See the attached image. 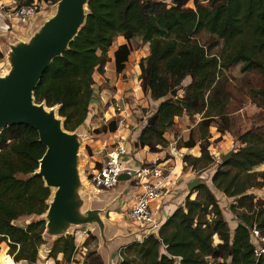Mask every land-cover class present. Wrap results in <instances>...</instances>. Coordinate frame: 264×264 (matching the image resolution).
<instances>
[{
    "label": "trees",
    "instance_id": "obj_1",
    "mask_svg": "<svg viewBox=\"0 0 264 264\" xmlns=\"http://www.w3.org/2000/svg\"><path fill=\"white\" fill-rule=\"evenodd\" d=\"M32 1L15 0L17 6ZM189 1L194 8L186 6ZM87 5L84 24L68 48L53 58L34 88L36 102H45L48 108L58 106L67 131H74L86 120L93 73L96 68L102 71L108 61L107 50L118 35L128 41L140 38L149 46V54L139 62L140 85L159 102L134 145L147 147L150 152L167 145L164 133L182 114H201L200 141L208 137L212 123L223 134L227 115L225 102H219L223 90L219 75L238 62L242 63L241 71L264 70V0H88ZM203 29L222 40L218 54L209 53L197 40ZM130 52L129 44L118 46L114 52L118 73ZM187 77L190 80L183 95L177 96ZM172 90L175 96L170 95ZM258 92L253 90L252 95ZM117 127L118 120L113 119L96 132H115ZM237 138L240 146L225 163L217 164L211 176L214 188L236 202L230 206L238 219L234 231L230 232L213 191L201 183L156 233L121 247L117 264H209V258L214 264H264L254 257L249 236L251 225H257L264 234V199L254 202V195L247 193L250 188L264 186V170L252 171L264 163V134L247 130ZM195 145L191 134L182 143L188 148ZM199 148V157L183 156V162L193 170L205 168L214 160L206 144L200 142ZM45 150L37 131L27 124H14L0 132V243H6L7 260L12 258L15 263L36 262L44 243V219L24 225L15 221L39 216L48 208L51 189L34 174ZM194 192L196 197L191 198ZM239 208L242 212H237ZM60 252L65 262H71L76 252L73 235L56 238L48 256ZM95 260L102 264L99 255Z\"/></svg>",
    "mask_w": 264,
    "mask_h": 264
},
{
    "label": "rangeland",
    "instance_id": "obj_2",
    "mask_svg": "<svg viewBox=\"0 0 264 264\" xmlns=\"http://www.w3.org/2000/svg\"><path fill=\"white\" fill-rule=\"evenodd\" d=\"M57 2H40L41 8L35 18L28 24H19L15 20L11 19V17H7L5 15V13L9 12V6L11 5L7 6L3 4L6 3V1H0V76L3 79V74L10 71L13 67L12 65L14 63V53L23 49L26 50L28 49L27 45L36 43V38L43 25L56 10ZM186 6L194 8V3L189 1ZM196 38L201 44L206 47L209 53L218 54L222 46L221 39L217 38L215 35H212L204 29L196 35ZM134 45L136 46V48H138L139 46L142 48L141 44L134 43ZM134 58H136V56L131 55V63L134 62ZM241 64V62L235 63L230 68L223 70L219 75V82L221 84V87L223 88L219 98V102H225L226 104L225 113L227 115V122L223 121V123L227 126V131L221 134L217 131L215 123H212L207 130L208 137L200 141L198 122L201 120V114L198 113L191 116L182 114L178 117H175L172 127L164 133V137L167 140V145L162 148L160 146H157L158 149L165 150L166 157H169V155H174L176 153V149L184 147L182 146V143L184 142L185 138H189L190 134L196 140V143L199 141L198 143L202 142V144H206L207 150H209L214 159L213 163L208 164L205 168L197 167L194 170L191 168L192 174H190L188 178L190 180H193L201 177L203 179V183L208 185L210 189L212 188L214 190V195L217 190L211 183V176L217 164L221 163V156L226 154L230 150H236L240 146V141L237 137L241 133L247 130H251L264 134V70L258 71L256 69H249L247 71H241ZM136 68L137 67H135V69ZM188 81L189 77L184 79L181 86L182 88H179V90L177 91V96L183 95L184 88L187 86ZM253 90H257L259 92L252 95ZM156 106V103L150 104L148 108L146 107V111H151L150 114H152ZM144 111L145 110H143V112ZM217 119L218 118H216L215 121H218ZM141 120L142 118L136 119L137 124H140ZM109 121H106L104 123L102 122V120H94L91 124L86 122L85 124L80 125L74 131H71V133L76 137L79 151L77 156H74V160L71 163L72 176H74L73 179L75 181V184L73 185L72 194L67 201V205L73 215L80 218H86L88 216H91L92 218L89 223H84L83 230L87 231V233L85 231L86 249L84 250V253H81V251H78L77 249L72 256L71 261L73 262H77L75 260V256L79 257V264H97V260L95 259L96 257H98V254L96 252L98 239L99 237H103L104 234H108L107 228H105L104 225L107 219L110 218L109 212L116 207V199L120 197L119 190H122L124 192L125 186L128 184L127 182H121L113 189L114 192L111 193L113 190L99 192L95 190L88 182V174L93 171V168L98 163L97 161H99L107 152V150H109V148L113 146L112 141L117 137H114V135H109L107 131L96 132V129L106 126ZM118 126L121 129V133H119L118 136L127 137L128 135H130L129 130L131 128H133L131 129V132L134 131V127H131L130 125H126L125 123L119 121ZM126 134L128 135L124 136ZM169 142H171L172 145ZM126 147L127 150H129V146L126 145ZM147 149L150 152L149 148ZM169 152H171V154H169ZM132 154L133 153L131 152L129 155H125V160H130L129 157H131ZM178 164L180 165L179 161ZM187 167L189 166H184V169L187 170ZM263 170L264 163L252 168V171ZM75 172L78 173L79 178L82 176V181H78L75 179ZM19 176L26 177L22 175ZM131 185L132 184L130 183V186ZM131 188L132 187H129V189ZM247 193L254 195V202L258 199H264V186L260 188H250L247 190ZM195 197L196 195L194 196V198ZM121 198L123 197L121 196ZM216 199L222 210L223 217L226 218V221L234 225L235 222L238 221V219L235 217V214L232 212L230 206L232 203H236L235 200L233 198H228L225 196L216 197ZM237 212H242V209H237ZM47 218L48 215L44 212L39 216L31 215L20 217L15 221V223L18 225H23L31 220L44 219L46 225ZM61 225L65 227L64 230L60 232L62 235H67L66 232H69L68 234L73 235L74 227L81 226L83 224H75L73 222L62 219ZM116 227L117 225H114L113 229L115 230ZM43 236L51 238L52 235H49L44 231ZM213 241L214 243L218 242L215 237ZM3 243L4 242L0 243V249H2L1 245H3ZM8 249L9 247L6 248L7 253ZM80 257L82 258L80 259ZM117 260L120 261L121 257H119V259L116 258L114 262H116ZM209 263L214 264L213 259L209 258ZM58 264H64V262H58Z\"/></svg>",
    "mask_w": 264,
    "mask_h": 264
},
{
    "label": "crops",
    "instance_id": "obj_3",
    "mask_svg": "<svg viewBox=\"0 0 264 264\" xmlns=\"http://www.w3.org/2000/svg\"><path fill=\"white\" fill-rule=\"evenodd\" d=\"M0 1L1 2L6 1V3L3 4L7 6L16 5L15 0H0ZM59 7H60V0L57 2L56 10L54 11V13L51 15L50 18L56 15L55 12L58 11ZM134 43L141 44L142 48L140 46L136 48ZM122 44H129L131 47V52L128 56L127 61L125 62L124 69L118 73L116 71V66H115L114 52L116 51L118 46ZM148 54H149L148 43L143 42L140 38H134L130 41L126 40L122 35H118L114 38L111 46L107 50L108 61L105 64L107 67L106 70L101 71L99 68H96L93 73V81H94L92 86L93 93L88 108V114L83 124H85L86 122L91 124L92 121L94 120H98V121L102 120V122L105 123L106 121L108 122L109 120L117 119L119 122L134 127V131L131 132V129H133L131 128L129 130V133H133L134 138L137 139V136L140 132L137 126L142 124L143 118H147L151 113V111L149 112L146 111V107L148 108L150 104H154V103L158 104L159 102L152 100L149 94H146L142 91L140 85V79H138L141 72L139 67V62L142 58L146 57ZM131 55L136 56V58H134L135 60L133 59L134 62L132 63L130 62ZM135 67L137 68L135 69ZM122 96H124L123 101L119 99ZM53 110L56 111V107H54ZM143 110L145 111L143 112ZM138 118H142L140 124H137L136 122V119ZM124 121H126L128 124ZM108 133L109 135H114V137L115 136L119 137L118 135L119 133H121V129L118 126L115 132H108ZM127 135L128 134L124 136ZM186 140L187 139L185 138L184 141ZM198 142L196 143L195 146L191 148L181 147L179 149H176V153L174 155L171 154V152H169V154H171L169 155V157H166L165 150H161L153 153V152H149L147 147L138 148L135 147V145H133L134 154L136 156L137 162L139 160L145 162L159 161L162 165L172 170L169 176V178L171 179V183L168 186V189L171 191V193L166 195V201H164V203H166V209L168 211L166 212L165 210L164 211L162 210L156 212L157 214L156 216L161 220V224H163L166 218L174 212V210L184 201L185 197L188 195L187 183L191 181L188 178V176L192 174V169L190 166L187 167L188 168L187 170L184 169V166L187 165L183 162V156L192 155L194 157H199L200 150H199ZM169 143L171 144V142ZM178 161L180 162V165L178 164ZM55 190L56 188H52L51 195L54 194ZM211 190L214 192L212 188ZM113 192L114 190L111 193ZM119 194L120 197L117 198L115 202L116 207L109 212L110 218L107 219L104 225V227L107 228L108 234H104L103 237H99L97 242L96 252L101 258L102 264H115V263L117 264L119 260H117L116 262L114 261L116 260V258L119 259L121 247L134 241L135 226L131 223V221L128 219L127 216V211L129 210V207L132 205L134 200V196H135L134 191L123 192L122 190H119ZM121 196L123 198H121ZM194 196L195 193L191 195V198H194ZM215 196L222 197L225 195H223L220 191L217 190L215 192ZM51 198L49 197V199ZM45 213L49 214V208H47ZM89 222L90 220L87 221V223ZM47 223L48 221L46 219V225L44 230L45 233L46 232L48 233L49 231L48 230L49 228L47 227ZM227 223L230 228V232L232 233L235 227L237 226L238 221L235 222L234 225L229 223L228 221ZM75 224H83L81 226L74 227L73 236L76 245V250L78 249V251L84 253V250L86 249V245H85L86 234H82V231H86L83 230L84 223H75ZM114 225H117L115 230L113 229ZM67 233L69 232H66V234ZM53 236L56 235L55 234L52 235L51 238L43 236L44 243L38 249L37 259L36 262L34 263H30L26 260H20L15 263L10 256L9 257L11 258L12 261L7 260L8 258L6 257L5 251L6 248H8V246L3 243V245H1L2 249H0V253H1L0 264H56V261L59 263L64 262V264H79V257L76 256H75V260L77 262H73V261L65 262L63 260V254L61 252L57 253L55 257L48 256L51 250L52 242L56 238L62 236V234L60 233L56 237ZM215 238L216 240H218L217 237ZM81 258L82 257H80V259Z\"/></svg>",
    "mask_w": 264,
    "mask_h": 264
},
{
    "label": "water",
    "instance_id": "obj_4",
    "mask_svg": "<svg viewBox=\"0 0 264 264\" xmlns=\"http://www.w3.org/2000/svg\"><path fill=\"white\" fill-rule=\"evenodd\" d=\"M87 3L88 0H60L59 10L45 22L36 43L27 45L28 49H23L24 51H16L11 72L6 78L0 79V132L11 125L22 123L37 131L39 141L45 145L46 150L34 174L41 176L50 189L56 187L48 208L54 221L59 223L62 219L86 223L92 218L73 215L67 205L75 184L71 163L78 146L76 137L64 129L63 118L57 110L60 127L51 113L43 111L40 106L47 105L45 102L35 101L34 88L53 58L68 48L70 41L84 24L89 11ZM170 94L174 96L176 91L172 90ZM233 151L222 155L221 163H225ZM128 178L127 173L118 177L119 180ZM201 183V177L188 182V193Z\"/></svg>",
    "mask_w": 264,
    "mask_h": 264
},
{
    "label": "built area",
    "instance_id": "obj_5",
    "mask_svg": "<svg viewBox=\"0 0 264 264\" xmlns=\"http://www.w3.org/2000/svg\"><path fill=\"white\" fill-rule=\"evenodd\" d=\"M9 8V12L5 13L7 17H11L19 24H28L39 13L41 3L33 0L29 4L9 6ZM105 64L102 66L103 71L107 68ZM119 99L123 101L124 97ZM145 121L146 118H143L142 124L137 126L139 130ZM135 141L133 133L127 137L119 136L114 139L113 146L107 150L93 171L88 174V182L99 192L113 190L121 182L128 183L125 191H134L135 196L127 211V216L135 226L134 240L141 241L159 229L161 220L156 216V212L168 211L164 201H166V195L171 193L168 186L171 183L169 176L172 170L159 161L139 160L137 162L133 150ZM126 145L129 146V150ZM131 152L133 154L129 157L130 160H125V155ZM122 173H127L129 178L119 180L118 177ZM129 187L132 188L129 189ZM180 205H183V202ZM82 234H86L85 231H82ZM249 236L254 257L256 260L264 261V234L257 225H251Z\"/></svg>",
    "mask_w": 264,
    "mask_h": 264
},
{
    "label": "bare ground",
    "instance_id": "obj_6",
    "mask_svg": "<svg viewBox=\"0 0 264 264\" xmlns=\"http://www.w3.org/2000/svg\"><path fill=\"white\" fill-rule=\"evenodd\" d=\"M59 10V9H58ZM56 13V12H55ZM13 68V67H12ZM12 70V69H11ZM11 70L10 71H8V72H6V73H4L3 74V77L4 78H6V76H8L9 75V73L11 72ZM1 77V76H0ZM2 78V77H1ZM42 109H43V111L45 112V113H51L52 115H53V117H54V119H55V121H57L58 123H57V125H58V127H60V117L55 113L56 111L55 110H53L54 109V107H52V108H48L47 106H44V105H41L40 106ZM78 151H79V147L77 146V149L74 151V156H77V154H78ZM39 170V169H38ZM79 176H78V173L77 172H75V179L76 180H78V181H82V176L79 178ZM53 188H56V187H53ZM47 221H48V223H47V227L49 228L48 230V233L49 234H52V235H57V234H59L62 230H64V226L63 225H61V223H59V222H55L54 221V218H53V216H51V211L49 210V216H48V218H47Z\"/></svg>",
    "mask_w": 264,
    "mask_h": 264
}]
</instances>
